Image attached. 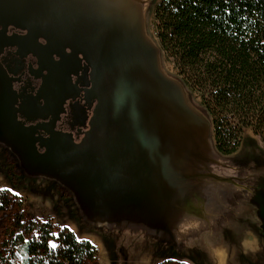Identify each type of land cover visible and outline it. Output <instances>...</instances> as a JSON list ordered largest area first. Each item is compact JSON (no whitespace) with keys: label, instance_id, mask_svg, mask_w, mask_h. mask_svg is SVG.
Returning a JSON list of instances; mask_svg holds the SVG:
<instances>
[{"label":"water","instance_id":"obj_1","mask_svg":"<svg viewBox=\"0 0 264 264\" xmlns=\"http://www.w3.org/2000/svg\"><path fill=\"white\" fill-rule=\"evenodd\" d=\"M148 3L0 0V52L17 45L48 62L45 85L63 92L83 61L97 101L76 143L54 130L58 102L43 137L42 127L17 119L11 90L1 84L0 143L26 175L66 188L86 223L145 230L176 245L210 221L225 190L240 187L241 178L215 150L210 119L162 69L160 47L145 30ZM8 26L26 35L7 38Z\"/></svg>","mask_w":264,"mask_h":264},{"label":"trees","instance_id":"obj_2","mask_svg":"<svg viewBox=\"0 0 264 264\" xmlns=\"http://www.w3.org/2000/svg\"><path fill=\"white\" fill-rule=\"evenodd\" d=\"M153 20L163 60L172 63L192 102L211 121L215 150L232 155L250 128L264 151V0H159ZM21 207L14 195L0 190V214ZM22 213L6 228L0 264L92 260L88 241Z\"/></svg>","mask_w":264,"mask_h":264},{"label":"rangeland","instance_id":"obj_3","mask_svg":"<svg viewBox=\"0 0 264 264\" xmlns=\"http://www.w3.org/2000/svg\"><path fill=\"white\" fill-rule=\"evenodd\" d=\"M158 1L149 0L144 16L146 33L152 39L153 10ZM161 67L176 77L172 63L162 55ZM227 158L237 168L241 186L228 187L220 210L210 221L175 245L145 230L86 223L66 188L26 175L17 156L0 143V190L9 191L22 203L19 212L13 209L0 214V242L6 228L26 210L40 223L51 221L73 231L77 240L88 241L94 255L87 264H264V151L260 137L252 129H244L239 147Z\"/></svg>","mask_w":264,"mask_h":264},{"label":"flooded vegetation","instance_id":"obj_4","mask_svg":"<svg viewBox=\"0 0 264 264\" xmlns=\"http://www.w3.org/2000/svg\"><path fill=\"white\" fill-rule=\"evenodd\" d=\"M25 35V30L13 26H8L6 30L7 38H21ZM39 42L45 44L42 38H39ZM52 60V63H55L59 57L53 55ZM84 64L82 61V65L71 73L66 91L63 92L60 88L54 90L51 82L48 86L45 85L46 76L52 67L48 62L42 61L31 52H24V49L17 45L4 46L0 52V65L4 71L0 85L9 86L17 110V119L26 126L39 125L43 129H40L39 133L47 137L45 128L56 112L58 102L59 112L54 130L69 133L74 142L79 143L90 128L97 103L89 93L91 83L89 76H86ZM244 178L247 180V175Z\"/></svg>","mask_w":264,"mask_h":264},{"label":"bare ground","instance_id":"obj_5","mask_svg":"<svg viewBox=\"0 0 264 264\" xmlns=\"http://www.w3.org/2000/svg\"><path fill=\"white\" fill-rule=\"evenodd\" d=\"M246 190H247V188H246Z\"/></svg>","mask_w":264,"mask_h":264}]
</instances>
